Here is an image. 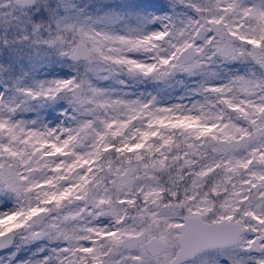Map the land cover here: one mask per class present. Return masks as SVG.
Instances as JSON below:
<instances>
[{
  "label": "snow or ice",
  "instance_id": "6c2138e0",
  "mask_svg": "<svg viewBox=\"0 0 264 264\" xmlns=\"http://www.w3.org/2000/svg\"><path fill=\"white\" fill-rule=\"evenodd\" d=\"M0 264H264V0H0Z\"/></svg>",
  "mask_w": 264,
  "mask_h": 264
}]
</instances>
